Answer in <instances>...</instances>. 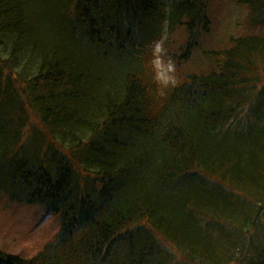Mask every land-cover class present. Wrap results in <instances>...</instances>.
<instances>
[{
  "label": "trees",
  "instance_id": "trees-1",
  "mask_svg": "<svg viewBox=\"0 0 264 264\" xmlns=\"http://www.w3.org/2000/svg\"><path fill=\"white\" fill-rule=\"evenodd\" d=\"M209 1L0 0V196L61 225L0 264H264V0L157 93L161 24L190 61Z\"/></svg>",
  "mask_w": 264,
  "mask_h": 264
},
{
  "label": "rangeland",
  "instance_id": "rangeland-1",
  "mask_svg": "<svg viewBox=\"0 0 264 264\" xmlns=\"http://www.w3.org/2000/svg\"><path fill=\"white\" fill-rule=\"evenodd\" d=\"M208 15L212 22L211 32L198 40L200 46L191 54V60L183 58L182 62L178 60L180 63L171 59L170 53L182 52L188 33L183 27L173 31L168 22L161 24V32L150 45L152 65L159 82L158 96L169 92L168 88L187 81V74L198 72L205 65L203 50L216 49L227 35L241 34L247 25L248 9L239 0H210ZM261 30L264 31V27ZM28 131L31 132V129ZM59 230V217L47 215L43 206L21 204L6 195L0 196L1 250L24 258L32 257L52 241Z\"/></svg>",
  "mask_w": 264,
  "mask_h": 264
}]
</instances>
